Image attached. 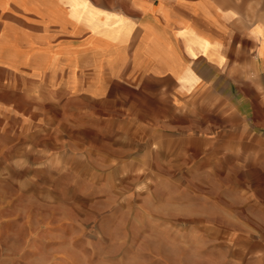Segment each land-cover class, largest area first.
Listing matches in <instances>:
<instances>
[{
	"label": "crops",
	"instance_id": "obj_1",
	"mask_svg": "<svg viewBox=\"0 0 264 264\" xmlns=\"http://www.w3.org/2000/svg\"><path fill=\"white\" fill-rule=\"evenodd\" d=\"M0 20V129L47 136L57 175L83 158L104 181L162 164L174 212L250 237L264 198L251 186L264 175L251 158L264 145V0H0ZM185 172L200 194L187 196ZM235 174L242 188L223 194L238 205L219 207V177Z\"/></svg>",
	"mask_w": 264,
	"mask_h": 264
},
{
	"label": "rangeland",
	"instance_id": "obj_2",
	"mask_svg": "<svg viewBox=\"0 0 264 264\" xmlns=\"http://www.w3.org/2000/svg\"><path fill=\"white\" fill-rule=\"evenodd\" d=\"M46 138L33 130L0 129V264H232L264 257L263 197L252 198L251 213L261 211L252 216L262 222H250L246 238L218 221L211 228L194 208L186 215L174 212L166 201L168 167L162 164L128 165L119 179L104 181L102 173L91 179L90 159L83 158L74 161L73 174H53L48 165L52 145ZM259 144L252 160L264 159ZM190 175L181 176L187 196L200 194L202 188ZM219 178L217 205H238L223 193L232 195L242 182L236 174ZM252 184L264 189V175ZM237 213L244 215L242 208Z\"/></svg>",
	"mask_w": 264,
	"mask_h": 264
}]
</instances>
